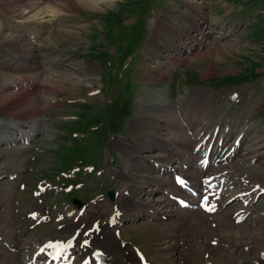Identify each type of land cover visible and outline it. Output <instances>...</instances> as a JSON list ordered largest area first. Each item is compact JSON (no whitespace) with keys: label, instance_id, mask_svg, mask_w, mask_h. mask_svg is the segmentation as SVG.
<instances>
[{"label":"rangeland","instance_id":"374dc122","mask_svg":"<svg viewBox=\"0 0 264 264\" xmlns=\"http://www.w3.org/2000/svg\"><path fill=\"white\" fill-rule=\"evenodd\" d=\"M10 1L0 0L4 4L0 7L8 13L17 14V18L22 19L24 13L31 9L22 12L24 7L21 9L19 6L24 4L31 7H52L62 13L58 16L62 21L52 30L58 36L55 42L41 39L43 44L36 60L48 65L49 70L44 69L40 78L31 77L29 74L32 73L19 74L16 71L0 70V80L6 75L3 82L22 75L29 77L28 84L36 83L37 80L38 84L30 87L33 94L31 100L41 99L38 102L40 109L35 110L36 115L26 120L37 126L31 132L28 127L17 129L15 121L25 118L17 116L16 109L5 111L0 108V118L4 119H0L4 123L0 124V240L4 239L13 246L0 247V264H26V254L36 248L37 241L61 235L62 238L66 237L68 233L65 230L78 225L87 216H90L89 223L81 229L79 237L90 222L96 219L102 226L99 234L107 233L106 228L114 233V226L107 227L106 223L115 204L121 207L118 227L125 240L122 251L120 250L124 259L129 260L133 254L132 247L135 246L148 257L150 264H208V261L213 264H243L251 263L256 258L262 259L254 263L263 264V194L253 202L251 213L241 224L235 223L231 217V212L237 207L234 202L212 215H204L199 209L193 208H188L190 212L180 210L174 208V204L163 206L160 202L166 197L162 192L165 187L152 181L155 172L152 171L151 164L144 162L146 155L160 156V151H156L157 143L144 141L140 148L137 144V148H134L135 146L117 137L114 140L108 139L111 135L123 134L125 127H129L136 136L148 139L149 134L144 129L141 131L134 127V119L127 123L135 116L137 104L140 107L136 111L137 116L145 122L146 130L160 131L162 134L168 131L165 121L156 119L157 112L154 110L155 104H163V98L158 96V100H151L150 89L143 92V85L145 83L151 87V78L164 75H157L152 69L156 67L157 71H163L159 65L165 61L163 57L166 44L171 40L170 34L151 33L149 39L141 45L140 59L128 56L136 52L143 32L152 29L150 25L156 17L153 11L159 8L170 10L171 23L173 16L175 19L179 17L181 6H187L184 2L188 0H107V4H102L100 8L85 6V1L88 0H12L11 3L16 5V8L12 6V12L8 5ZM232 1L235 0H218L211 8L214 21L251 14L254 19L249 32L246 33L247 29H244L233 40H212L209 46L196 51L185 61L191 76L207 68L208 72H214L215 68L232 70L233 73L228 75L234 76L231 79H239L240 104L244 108L256 105L253 122L258 124L259 129L254 145L259 149L253 152L260 155L254 157L256 161L239 160L233 166L234 172L237 169L236 180L239 187L247 186L255 192L254 181L259 186L264 185V0H250L254 1L251 6H231ZM152 2L155 8L158 7L157 10L151 7ZM211 2L213 0H209L206 6H212ZM198 4L196 0L195 5ZM201 13L205 14V11L202 10ZM169 26L164 25L160 30L169 31ZM120 34L122 35L115 39ZM12 37L17 38L13 35L10 39ZM10 42L0 41V45ZM28 45L35 52L32 45ZM11 48L16 49L13 46ZM2 63L0 57V68ZM40 68L43 69V64ZM54 70L61 75L58 82L53 77L57 74ZM91 74H94L91 86L84 82L75 83V79L72 81L71 78L85 76V79ZM48 80H53L51 85ZM3 82L0 84V102L7 100L10 95H19L21 89L18 85L8 86ZM99 89L100 92H93ZM162 110L163 113L158 116L166 117L168 112L171 113L170 108ZM170 136L177 141L182 140L176 132ZM17 138L20 139L17 141ZM248 143L246 151H249ZM162 147L167 150H161ZM160 150L169 156L174 153L166 143L160 146ZM137 151L138 154L133 157ZM107 155L114 158L111 164ZM76 164L80 167L70 175V170ZM97 169H102L103 173L99 174ZM246 172L250 173L247 176L252 180L248 179L250 182L244 185L241 177ZM9 174H14L16 178L9 179ZM189 174L194 179L198 176V171H190ZM253 175L259 179L252 178ZM38 179L48 182L51 188L59 189L53 198V192H50L51 197L46 194L44 198V195L38 194L43 199L49 197L47 201H31L37 190L34 183H38ZM23 182H26V188L21 191L19 184ZM56 184L59 188L54 187ZM152 187L154 192L150 194L148 189ZM127 188L129 194L124 196L123 192ZM108 190L117 192L114 201L108 199ZM75 196L87 202L86 208L79 217L74 214L67 216L66 208L74 206L70 199ZM17 197L21 202L19 204L16 202ZM153 205L162 209L165 216L153 217L150 213ZM35 208L41 214L50 211L49 216L38 223L35 218L26 214ZM60 215L63 217L56 221ZM99 234V239H102V234ZM116 234L120 235L115 232L113 236L116 238ZM213 240L216 241L215 244L212 243ZM119 241L122 243L120 239ZM226 242L231 243L227 251L223 248ZM92 243H95L93 239ZM246 245L249 248L244 251ZM230 246L234 250L229 251ZM236 248L244 252L238 254Z\"/></svg>","mask_w":264,"mask_h":264},{"label":"bare ground","instance_id":"6f19581e","mask_svg":"<svg viewBox=\"0 0 264 264\" xmlns=\"http://www.w3.org/2000/svg\"><path fill=\"white\" fill-rule=\"evenodd\" d=\"M83 1V0H82ZM81 2V1H80ZM85 2H87V3H85V6H89V7H92V8H95V7H98V8H100L101 7V5L102 4H107V0H88V1H85ZM59 13H61V12H58V11H56L55 9H53L52 7H45V8H41V6H32L31 7V9L30 10H27V12H25L24 13V16H23V18L22 19H26V18H28V19H30V20H33L38 26H46V27H49V26H47V22L51 19V16H56L57 14H59ZM62 14V13H61ZM19 20V19H18ZM55 22H56V20H55ZM9 25V24H8ZM59 25V24H58ZM1 26V25H0ZM11 26V25H10ZM2 27V26H1ZM11 29V28H10ZM53 28H51L50 29V31H49V33L44 37V41L45 40H49L50 42H55V38L56 37H58L57 36V34L54 32L53 33ZM3 31H5V30H3ZM165 31H166V29H165ZM9 33V32H8ZM50 34V35H49ZM11 36H13V35H8V34H4L2 31H0V41L2 42V43H8V42H10V41H13L14 42V44L15 43H17L16 41H18L19 40V37H17V38H15V37H12L11 39H10V37ZM15 38V39H14ZM43 39V38H42ZM16 40V41H15ZM11 43V42H10ZM38 43V39H36V41H35V44H37ZM49 43V42H48ZM43 44V43H42ZM15 46H17V44L15 45ZM209 46V45H208ZM26 48V49H28V51L26 50V49H24L21 53H20V55L21 56H19V61H18V63H15V62H13V63H11V62H9L8 60H6L5 62H3L2 63V65H1V68H3V69H5L6 71H9V72H13V71H16V72H18L19 74L20 73H27V74H29V73H34V75H32V74H29V75H31V77L32 76H36V77H38V78H40L39 76H40V74L42 73L43 74V70L44 69H42V68H40L41 66H40V64L37 62V60L35 59L34 60V58L37 56V54L35 53V52H33L32 53V51H31V49L28 47V45H23L22 44V48ZM32 48V47H31ZM39 53V52H38ZM15 55V54H14ZM41 55V54H40ZM192 55H194V54H192ZM208 56V55H207ZM34 60V61H33ZM13 61V60H12ZM30 61H33L32 62V64L31 65H29V62ZM14 65H17V66H14ZM184 66V65H183ZM36 70V71H35ZM49 70V69H48ZM47 69H46V71H48ZM54 72H56V70H54ZM57 73V72H56ZM12 74V73H11ZM2 75V74H1ZM10 75V74H9ZM18 75V74H17ZM22 75V74H21ZM51 75V74H50ZM27 75H22L21 77H26ZM4 77V76H3ZM14 77V76H13ZM28 77V76H27ZM30 77V78H31ZM42 77V76H41ZM52 77V76H51ZM53 77H56V79H55V82H58L59 81V78L61 77V75L60 74H55V75H53ZM83 77H85V76H83ZM83 77H81V76H73V77H71L72 78V81H74V79H75V83H81V82H84V83H87V85L88 86H91V82H92V79L94 78V74L92 75H88V76H86V77H88V78H83ZM2 78V77H1ZM6 78V77H5ZM44 78V77H43ZM42 78V79H43ZM70 78V79H71ZM16 80H18V79H20V78H15ZM28 79H29V77H28ZM32 79V78H31ZM7 80V79H6ZM42 81V80H41ZM63 81V80H62ZM31 82V81H30ZM48 82H50V85L52 84V82H53V80H48ZM43 83V82H42ZM10 84H13V83H10ZM37 84V80H36V83H32V85H33V87L35 86ZM41 84V83H40ZM55 85H56V83H54ZM54 85V86H55ZM26 86H27V84H26ZM38 86V85H37ZM53 86V85H52ZM4 87H6V86H4ZM42 87V86H41ZM38 88V87H37ZM44 88V87H43ZM47 89V88H46ZM18 90H19V88H18ZM31 90V89H30ZM30 90L28 89V90H23V89H21V91L19 92V95L18 96H16V95H10L9 96V98L6 100V99H4L3 101H1L0 102V108H1V110H5V111H7V110H13V109H16V113L15 114H17V116L19 115H21V116H23L25 119H18L17 121H15V124L17 125V126H19V128L20 127H29L30 128V130H35V129H33V128H36L37 126L36 125H31L30 123H29V121H26V120H29V118L31 117V116H33V115H36V112H35V110H37V109H40L39 107H38V102L41 100L40 99V97L39 96H37L38 97V99H40L39 101H36V100H31V97H33V94H32V92H30ZM32 90H33V88H32ZM35 91H36V88H35ZM14 92H16L15 90H14ZM37 93V92H36ZM7 94H9V93H7ZM36 95V94H35ZM43 101V100H42ZM49 102V101H48ZM162 108H164L165 109V107H162ZM167 109H169V107H166ZM9 113H10V111H9ZM13 113V112H12ZM167 113V112H166ZM196 113V112H195ZM211 114V113H210ZM167 116L166 117H168L169 118V112L166 114ZM198 115H199V113H198ZM161 117H163V116H161ZM27 118V119H26ZM26 129V128H25ZM181 138H182V140H179L178 141V143L181 145L183 142H184V139H183V137L181 136V135H179ZM257 139V138H256ZM174 140V142L176 143L177 142V140H175V139H173ZM253 143H251V145H250V149L253 151H255L256 150V148H255V146L254 145H252ZM257 144V143H256ZM121 145V144H120ZM254 146V147H253ZM259 149V148H258ZM133 155V154H132ZM139 159H141V158H139ZM188 161H183L184 163H186V162H188V163H190V157H188V158H186ZM144 162H147V164H150V161H144ZM145 167V166H144ZM153 169H154V171H155V168L153 167ZM159 171V169L157 170V172ZM196 173H197V171H196ZM161 182H164V183H167V181L166 180H164L163 178L161 179ZM260 187H262V188H264V185L263 186H260ZM131 202V201H130ZM127 205H129V204H127ZM162 210V209H161ZM227 212V211H226ZM152 215H154V214H152ZM97 216V215H96ZM165 216V215H164ZM97 217H99V216H97ZM79 221V220H78ZM86 226V225H85ZM204 226V225H203ZM76 227H78V225H74L71 229L70 228H68L69 230H65V231H67V233H68V235L67 236H69V235H71L72 233H73V231H74V228H76ZM87 229V228H86ZM106 230H107V233L105 232V234H102V232H101V234H102V236H103V238L102 239H99V236L98 235H95V234H93V240H94V245H93V249H95V248H97V247H99V248H102L103 249V251H104V253H105V257H106V262H107V264H125V263H133V264H142V262L140 261V258L135 254V252H133V254L131 255V257L129 258V260H127V259H124L123 258V253L121 254L120 253V250L122 251V247H121V242L119 241V239L118 238H116V237H114L113 235L115 234V233H112V232H110V229H108V228H106ZM84 231V230H83ZM104 231H105V229H104ZM80 232H81V230H80ZM79 232V233H80ZM56 234H58L57 233V231L55 232ZM60 233H62V232H60ZM59 233V234H60ZM119 233V232H118ZM90 234H92V233H90ZM89 234V235H90ZM99 234V233H98ZM101 234H99L100 236H101ZM91 236V235H90ZM115 236H119V235H115ZM82 239H87V237H83ZM215 239H217V238H215ZM217 241H219L218 239H217ZM231 243H228V242H226V244L224 245V249L227 251V248H228V246L230 245ZM248 246L246 245V246H244V248H243V250L244 251H246V250H248ZM230 250H234V248L232 247V246H230L229 247V251ZM239 251V248H238V250H237V248H236V251L238 252V254H241V253H243L244 251ZM134 251V250H133ZM88 252H90V251H88ZM87 252V253H88ZM127 253H129V252H127ZM127 256V255H126ZM259 259H262V258H256V259H254L253 261H251V263H247V262H244L243 264H255L254 262L256 261V260H259ZM45 261V260H44ZM262 262V261H261ZM260 264H262V263H260Z\"/></svg>","mask_w":264,"mask_h":264},{"label":"crops","instance_id":"0c3cea01","mask_svg":"<svg viewBox=\"0 0 264 264\" xmlns=\"http://www.w3.org/2000/svg\"><path fill=\"white\" fill-rule=\"evenodd\" d=\"M11 1L10 3H8V5L12 8L10 9V11L12 12L14 9L13 7L16 8V5L11 3ZM240 1H247L248 5L251 2L254 3V1H250V0H235L232 2H240ZM0 6H4V4L0 3ZM22 6H26V5H22ZM16 15L17 14L8 13L7 11H5V9L0 7V25L2 26V27L0 26V31H2L4 34L14 35L12 26L14 25L15 22L25 23L31 21L28 18L26 19L17 18ZM23 27H30V26L23 25ZM187 66L188 64H185L180 68V70L167 75V77L164 79H158V80L151 79L150 80L151 87L147 86L144 83L143 92H146L147 89L148 90L150 89L152 93V95H150L151 100L156 99L155 95L152 92L154 87L155 89L162 87L165 91V96L167 97L174 95L186 96V103H187L186 107L188 111H192L190 116L195 121L203 117L215 118L217 116L222 115L223 113L222 100H224V97H222L223 95L222 90L223 89L228 90L229 88L238 85L239 79L237 78L231 79L234 76L228 74L233 73L232 70H227L223 68L220 69L215 68L214 72H208V68H207L206 70H202L199 73L195 72L196 74L191 76L190 71L188 72L187 70L189 67L186 68ZM218 89H220V93L216 92V90ZM186 91L189 92L185 93Z\"/></svg>","mask_w":264,"mask_h":264},{"label":"water","instance_id":"95a60500","mask_svg":"<svg viewBox=\"0 0 264 264\" xmlns=\"http://www.w3.org/2000/svg\"><path fill=\"white\" fill-rule=\"evenodd\" d=\"M109 194V196H110V199H113V195H112V193L111 192H109L108 193ZM78 205L80 204L79 202H76Z\"/></svg>","mask_w":264,"mask_h":264},{"label":"snow or ice","instance_id":"6c2138e0","mask_svg":"<svg viewBox=\"0 0 264 264\" xmlns=\"http://www.w3.org/2000/svg\"><path fill=\"white\" fill-rule=\"evenodd\" d=\"M213 209L212 208H208V211H212Z\"/></svg>","mask_w":264,"mask_h":264}]
</instances>
